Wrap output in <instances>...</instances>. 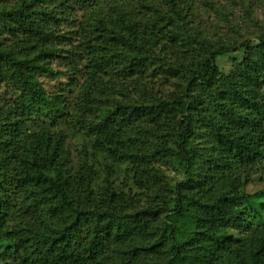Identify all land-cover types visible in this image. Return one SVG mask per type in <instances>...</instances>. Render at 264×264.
Returning a JSON list of instances; mask_svg holds the SVG:
<instances>
[{"label": "trees", "instance_id": "1", "mask_svg": "<svg viewBox=\"0 0 264 264\" xmlns=\"http://www.w3.org/2000/svg\"><path fill=\"white\" fill-rule=\"evenodd\" d=\"M8 1L0 264H264V191H247L264 173V32L211 42L197 18L225 19L217 0ZM236 49L226 75L216 58Z\"/></svg>", "mask_w": 264, "mask_h": 264}, {"label": "rangeland", "instance_id": "2", "mask_svg": "<svg viewBox=\"0 0 264 264\" xmlns=\"http://www.w3.org/2000/svg\"><path fill=\"white\" fill-rule=\"evenodd\" d=\"M13 1L9 0L8 5L12 4ZM239 2L241 3L240 6L238 5ZM216 3L225 6L228 9L225 11V19L217 13H213L212 11H210V13L202 12L201 16L197 18L198 23H202V27L207 32L209 36L208 38H210L211 42L215 44L217 42L225 44L228 41L230 42L233 40L231 44L238 43L239 45H242L246 42V38L251 36L260 37L261 34L264 32V0H232L231 2L228 0H217ZM246 3L247 6H244V4ZM248 7H250L249 10L247 9ZM249 12L251 15L249 14ZM78 17L79 19H76V16L70 17V20L74 21L75 19L79 22L81 21L80 19L83 20L81 15H78ZM78 25L79 24L76 23V27L74 28H77ZM74 28L72 29V32H77V30H74ZM235 51L236 52L226 53L216 58L215 63L217 68L219 69V71L225 73L226 75H230L232 72H234L236 62L241 61V58L247 50L236 49ZM105 78H113L114 80H117L116 82L118 84L119 89H121V85H124L127 87L130 86L131 91H134L133 79L122 78L120 73L117 71L110 72L109 75H107ZM61 81H63L64 84H67L66 78H61ZM148 82H151L148 87H152L155 92L169 94L176 90L175 83L173 80L168 81L167 79L159 77L157 79H154L153 81L148 80ZM47 86L48 92H55L59 89V85L56 81H50ZM77 90L75 88L74 96L78 93ZM117 97H119V99L121 98L118 92ZM82 140L83 138L76 140L79 146H81ZM165 170L169 181L173 185H175L176 182H180L184 178L182 175L183 173L180 172V170H176V167L169 169L167 168ZM119 171L121 172L119 173V177L122 181L123 179H125L126 174L124 173V170L122 168H120ZM261 190L264 191L263 171L254 175L253 181L247 187V191L249 194H254Z\"/></svg>", "mask_w": 264, "mask_h": 264}]
</instances>
